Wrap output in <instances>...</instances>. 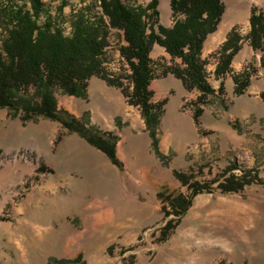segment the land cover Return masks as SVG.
Returning a JSON list of instances; mask_svg holds the SVG:
<instances>
[{"label": "rangeland", "instance_id": "obj_1", "mask_svg": "<svg viewBox=\"0 0 264 264\" xmlns=\"http://www.w3.org/2000/svg\"><path fill=\"white\" fill-rule=\"evenodd\" d=\"M41 1L39 22L52 17L65 35L71 14L80 10L108 25L100 0ZM222 2L221 19L201 50L215 91L200 104L198 124L193 112L200 92L186 89L171 73L162 75L180 59L152 46L151 100H166L158 153L140 108L128 103L129 70L117 28L107 27L102 68L121 85L92 76L85 98L61 89L55 96L60 108L117 137L121 168L58 121L41 116L22 121L0 108V264H264V50H253L246 38L250 10L264 11V0ZM4 4L29 8L28 0H1L0 7ZM157 9L159 23L169 27V0H159ZM232 28L242 38L240 48L229 72L216 79L214 52ZM242 72L249 84L236 95L232 75ZM243 176L241 190L222 192L227 179ZM193 184L201 191L177 222L169 205L163 210L162 199L190 197Z\"/></svg>", "mask_w": 264, "mask_h": 264}, {"label": "trees", "instance_id": "obj_2", "mask_svg": "<svg viewBox=\"0 0 264 264\" xmlns=\"http://www.w3.org/2000/svg\"><path fill=\"white\" fill-rule=\"evenodd\" d=\"M28 1V9L23 5L4 4L0 7V23L7 20L0 38V108H6L11 117L19 115L22 121H27L41 116L58 121L63 128L76 132L121 168L122 163L116 156L117 137L89 124L86 118L76 117L60 108L55 96V89H61L66 95L85 98L92 76L103 79L108 85H121L119 78L107 76L102 68L109 26L122 32L124 44L120 46L119 53L129 70L128 103L140 108L154 151L157 152V129L166 102L165 99L153 102L152 91L148 88L155 78L149 56L154 44L161 46L171 59H180V64L163 69L162 75L171 73L182 81L186 89L194 88L200 92L193 112V120L198 124L203 112L200 104L206 103L207 96L215 91L206 80V61L201 58V50L204 40L215 31L221 19L224 11L222 0H169L172 17L169 27L158 21L159 0H149L145 5L100 0L108 25L101 16L90 18L80 10L70 16L68 35L52 17L39 22L43 7L41 0ZM248 22L246 38L250 47L264 50V11L252 7ZM241 39L232 28L214 52L217 57L213 71L216 79L229 72ZM232 81L234 94L240 95L249 84V75L235 73ZM223 89L220 80L217 92L222 93ZM260 96L264 99V91ZM246 183L244 176L242 179L232 177L220 187L222 192H237ZM191 189L190 197L178 193L162 199L163 210L166 209L165 204L169 205L177 222L192 196L201 191L195 184ZM171 224L169 221L166 225Z\"/></svg>", "mask_w": 264, "mask_h": 264}, {"label": "crops", "instance_id": "obj_3", "mask_svg": "<svg viewBox=\"0 0 264 264\" xmlns=\"http://www.w3.org/2000/svg\"><path fill=\"white\" fill-rule=\"evenodd\" d=\"M249 23V22H248Z\"/></svg>", "mask_w": 264, "mask_h": 264}]
</instances>
